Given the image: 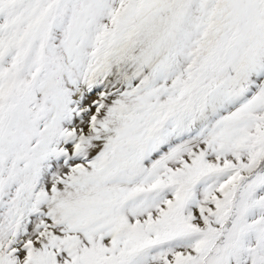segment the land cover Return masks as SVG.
<instances>
[{"label": "snow or ice", "instance_id": "snow-or-ice-1", "mask_svg": "<svg viewBox=\"0 0 264 264\" xmlns=\"http://www.w3.org/2000/svg\"><path fill=\"white\" fill-rule=\"evenodd\" d=\"M0 264H264V0H0Z\"/></svg>", "mask_w": 264, "mask_h": 264}]
</instances>
